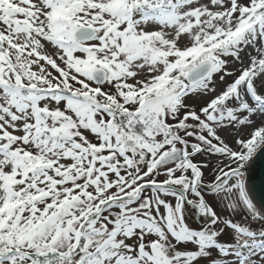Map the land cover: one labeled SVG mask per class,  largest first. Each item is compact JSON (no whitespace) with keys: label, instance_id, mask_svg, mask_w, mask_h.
Instances as JSON below:
<instances>
[{"label":"snow or ice","instance_id":"obj_1","mask_svg":"<svg viewBox=\"0 0 264 264\" xmlns=\"http://www.w3.org/2000/svg\"><path fill=\"white\" fill-rule=\"evenodd\" d=\"M264 0H0V264H264Z\"/></svg>","mask_w":264,"mask_h":264},{"label":"water","instance_id":"obj_2","mask_svg":"<svg viewBox=\"0 0 264 264\" xmlns=\"http://www.w3.org/2000/svg\"><path fill=\"white\" fill-rule=\"evenodd\" d=\"M248 170L250 171L248 183L258 197L264 198V153H258L250 161Z\"/></svg>","mask_w":264,"mask_h":264},{"label":"rangeland","instance_id":"obj_3","mask_svg":"<svg viewBox=\"0 0 264 264\" xmlns=\"http://www.w3.org/2000/svg\"><path fill=\"white\" fill-rule=\"evenodd\" d=\"M250 163V162H249ZM249 174H250V171L248 170V173H247V179H248V177H249Z\"/></svg>","mask_w":264,"mask_h":264},{"label":"trees","instance_id":"obj_4","mask_svg":"<svg viewBox=\"0 0 264 264\" xmlns=\"http://www.w3.org/2000/svg\"><path fill=\"white\" fill-rule=\"evenodd\" d=\"M250 177V176H249Z\"/></svg>","mask_w":264,"mask_h":264}]
</instances>
